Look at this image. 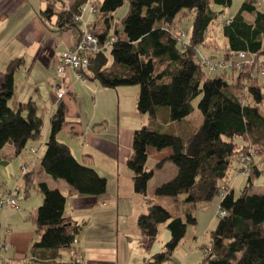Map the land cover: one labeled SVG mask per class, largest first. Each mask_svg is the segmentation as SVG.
Masks as SVG:
<instances>
[{
    "label": "trees",
    "instance_id": "trees-1",
    "mask_svg": "<svg viewBox=\"0 0 264 264\" xmlns=\"http://www.w3.org/2000/svg\"><path fill=\"white\" fill-rule=\"evenodd\" d=\"M125 2L128 13L121 21L115 20ZM256 2L244 0L239 12L224 24L213 7L229 8L232 0H103L96 5L90 33L101 47L112 37L115 41L90 56L83 73L85 81H96L104 89L138 87L137 113L155 121L159 110H165L166 123L174 124L192 115L193 101L202 94L196 108L202 122L192 134L181 137L146 127L133 133L126 165L132 173L134 193L148 205L147 213L136 220L137 228L143 237L154 239L165 225L170 235L163 250L143 264H168L187 227L196 225V211L214 200L226 216L217 215L218 223L210 232L211 253L203 264H264V195L249 193L254 180L264 173L255 164V154L264 161V12ZM87 3L44 0L39 19L51 32L81 28L74 18ZM189 18L191 32L179 29L186 35L183 45L176 39L179 31L175 29ZM238 53L246 54V62L252 61L240 71L229 67L209 72L200 68L197 60L199 54L209 61L237 64ZM23 65L22 59L13 60L0 82V152L10 145L13 158L28 142L41 137L43 127L34 102L15 109L8 105L14 74ZM211 73L217 76L211 78ZM65 117V105L57 103L44 144L30 151L35 155L44 148L39 166L54 181H64L80 196L100 197L106 191V179L91 166L79 163L70 148L57 140ZM149 149H169L170 156L156 168L164 162L176 168L175 176L156 187L151 199L147 189L154 172L146 168ZM250 152L249 163L240 162ZM29 172L30 167L23 179L42 197V203L28 216L36 234L28 264H58L59 250L80 255L76 246L81 230L64 216V195L45 183L34 184ZM233 173L246 178V187L238 196L230 188ZM159 198L184 205L183 216L173 217L157 204ZM71 263L79 264L74 259L67 264Z\"/></svg>",
    "mask_w": 264,
    "mask_h": 264
},
{
    "label": "crops",
    "instance_id": "crops-1",
    "mask_svg": "<svg viewBox=\"0 0 264 264\" xmlns=\"http://www.w3.org/2000/svg\"><path fill=\"white\" fill-rule=\"evenodd\" d=\"M65 1L68 5L73 2V0ZM20 11L24 12L22 5L13 7L12 0H0V82L4 78L8 65L15 59H22L25 65V58H30L34 70L37 65L42 64L44 59L49 58L47 66L54 70L50 79V88L55 91L58 56L77 43L81 28L51 32L36 14L33 19L36 22L31 28L25 30L23 19L17 18ZM87 17L86 21L91 26L94 20ZM15 28L19 33L14 38L11 34ZM47 39L51 45L49 50L51 54L46 51ZM16 73L13 78V97L10 100L13 103L12 109L19 104L23 105L32 101L30 98L27 102L20 103L15 97ZM63 88L65 94L59 100L50 93L52 111L49 114V120L57 103H63L66 111L65 123L57 135V140L70 148L79 163L91 166L106 179V191L100 197L80 196L73 192L64 181H54L41 171L39 164L44 148L42 147L35 155L30 150L44 144L49 129L48 121L45 133L42 127L41 137L36 141L28 142L25 160L17 171L12 172L15 183L7 182L6 175L0 173V194H11L17 203L20 198H24L23 212H19L20 208L0 211V264L32 262L30 248L36 234L35 226L28 216L41 205L42 197L33 190V186L26 185L24 175L21 174V169L25 166L30 167L29 173L34 179V184L45 183L49 189L58 190L64 195V216L81 230L77 236L76 246L81 257L80 264H143L145 260L163 250L170 235L166 233L161 240L155 238L150 240L143 237L137 228L136 220L140 214L147 213L148 205L145 204L142 196L134 193L132 173L126 165L131 154L133 133L146 127L152 131L186 137L200 126L202 117L197 116L193 122L189 120L192 115H196L195 108L192 115L180 123L167 122L164 127L153 126L160 116L166 122L167 112L159 110L155 122L151 121L147 115L138 114L136 111L138 87L104 89L96 81L87 80L85 83L77 81L75 73L70 70L65 72ZM7 149V153L0 152V162H6L0 165L5 174L8 172L9 162L13 159L14 152L10 145H7ZM170 154L169 149L161 152L154 149L148 150L146 168L154 172L147 189L149 199L153 198L156 187L171 180L176 174V168L170 162H164L161 168H156V165L168 158ZM258 163L262 170V162L255 161L257 166ZM17 175L19 179L16 181ZM156 201L157 204L164 205L166 209L172 202L167 198H159ZM212 204L218 208L216 200ZM216 216L217 212L210 214L209 230L215 229L218 223ZM183 241L168 264H194L192 262L195 253L193 245L185 249V253L178 250ZM71 260V251H58L56 263L67 264Z\"/></svg>",
    "mask_w": 264,
    "mask_h": 264
},
{
    "label": "rangeland",
    "instance_id": "rangeland-1",
    "mask_svg": "<svg viewBox=\"0 0 264 264\" xmlns=\"http://www.w3.org/2000/svg\"><path fill=\"white\" fill-rule=\"evenodd\" d=\"M53 1V0H52ZM103 0H96L97 7L100 6ZM44 0H12L13 7H19V5H22L24 12L21 13V11L18 14V19H23V26L25 25V30L32 27V25L36 22V20H33L35 15H39V12L41 9L44 8L43 4ZM54 2V1H53ZM244 0H232V4L229 8L221 9L219 7H213V9L217 12H219L218 18L219 21L222 22V24L226 23L228 19L234 17L240 10V7ZM257 8L259 11L264 12V2L261 0H257L256 2ZM68 5V4H67ZM59 8L61 6H58ZM129 4L125 2L121 8L117 10L115 13V20L121 21L126 14L128 13ZM85 20L88 18L86 15L84 16ZM218 26V25H217ZM216 28L219 29L221 27V23H219V26ZM21 28V26H20ZM178 29H175L176 31L183 30L184 32L190 33L191 32V21L190 18L186 20H182L180 24L177 25ZM180 29V30H179ZM81 32V31H80ZM19 33L18 30L15 28L13 33L11 34L12 37L15 38L16 34ZM81 34V33H80ZM46 40V51L48 54H51L49 51L51 49V45ZM53 48V47H52ZM202 53V52H201ZM198 55V54H197ZM26 64L21 68L20 71H18L15 75V83H14V94L17 98L18 102L25 103L30 98L32 101L36 104L37 107V117H39L43 122V133L46 131V125L49 121V114L52 111V101L50 93L54 94V91L50 88V79L52 78L54 74V70L51 69L50 66H47V59L43 60L41 65H37L33 70V65L30 61V58H25ZM209 77L214 78L217 76V73H211L208 74ZM52 91V92H51ZM202 99V94L199 95L194 101L193 105L195 108H197L198 103ZM9 107L13 108V103L10 101L8 103ZM197 116L201 117L199 111H196V115H192L189 120L195 121V118ZM155 122V121H153ZM165 120L162 116L159 117V120L155 123H153V126H161L164 127ZM3 153H7L8 149L7 146L2 149ZM256 162H262V171L264 172V161L261 160L260 155H256ZM25 160V150L22 152L20 156H17V158L11 159L9 162V169L8 172L5 174L3 167L0 166V173L3 175H6V178H8L7 182H11L12 184L15 183V179H12V172L14 170H18L19 166L22 164V162ZM234 166V165H233ZM259 166V163H258ZM260 167V166H259ZM19 179V176H16V181ZM230 187L234 190V193L236 196H238L246 187V178L242 176L241 174H234L232 177H230ZM250 194H263L264 195V173L259 178L255 179L253 182V185L251 187V190H249ZM24 202V198H20L19 202L17 203L18 208L21 210L20 213L23 212L24 207L22 206V203ZM171 202L170 206L167 207V211L173 216H183V213L185 211L184 205H179ZM159 206H163L162 204H159ZM19 210V209H18ZM218 208L215 207V205H206L202 208H199V210L196 211L195 217L197 220V223L195 226H189L186 229V234L184 241L182 243V247L180 246L178 250L180 252L185 253V249H188L190 245H193V251L194 256L192 258V262L194 264H203V260L205 258H208L210 255L209 253H205L207 247L210 248V232L213 229H208V224L210 222V214L212 212H218ZM217 221L219 218L216 216ZM159 234L156 240L163 239V234L165 235L168 233L165 226L160 227ZM154 239V240H155ZM152 240V239H150ZM156 243L158 241H155ZM182 248V249H180ZM182 250V251H181ZM189 252V251H188ZM192 252V251H190ZM66 253V252H65ZM173 259V258H172ZM70 260V259H68Z\"/></svg>",
    "mask_w": 264,
    "mask_h": 264
},
{
    "label": "built area",
    "instance_id": "built-area-1",
    "mask_svg": "<svg viewBox=\"0 0 264 264\" xmlns=\"http://www.w3.org/2000/svg\"><path fill=\"white\" fill-rule=\"evenodd\" d=\"M53 1L56 2L57 0ZM96 8L95 0H88L87 5L81 10V15L74 18V22L81 27V34L79 40L71 49L61 53L58 56V63L56 66L57 82L54 86V93L57 100L61 99L65 94L63 88L65 72L67 70L74 72L76 80L81 83H85L86 81L83 77V73H85L88 69L90 56L104 50L105 48H108L115 41V38L112 37L104 44V46L101 47L98 39L90 33L89 22L85 20L84 16H94L96 13ZM175 37L181 44L185 45L184 39L186 35L184 32H177ZM236 57L240 60V62L237 64H228L227 62L223 61H209L199 54L197 60L200 68L207 69L209 72L225 70L229 67L234 68L236 71H240L242 70L244 64L252 63V61L246 62L247 56L244 53H238ZM248 155V157L245 156V158H241L240 162L245 164L249 163L250 157L252 158L253 154L250 152ZM28 170V166L22 167L21 174H27ZM244 174L246 176L248 175L247 169L244 170ZM9 209H18L17 200L11 194H0V211ZM217 215L218 217L223 218L226 216V213L223 210H218ZM4 246L6 247V245ZM205 253L210 254V248H207ZM71 256L75 263L80 264V255L76 254L75 252H71Z\"/></svg>",
    "mask_w": 264,
    "mask_h": 264
}]
</instances>
